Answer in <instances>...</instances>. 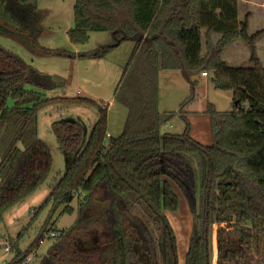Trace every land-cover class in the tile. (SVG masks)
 <instances>
[{
	"label": "trees",
	"instance_id": "obj_1",
	"mask_svg": "<svg viewBox=\"0 0 264 264\" xmlns=\"http://www.w3.org/2000/svg\"><path fill=\"white\" fill-rule=\"evenodd\" d=\"M37 13V0H0V35L24 33L37 48L31 29ZM238 16V0H76L70 41L85 45L90 32L112 36L101 53L85 56L102 58L124 41L135 42L115 98L128 116L116 138L108 136L105 109L89 137L73 119L55 124L67 170L40 210L51 214L42 233L58 235L39 263L29 257L42 233L26 251L11 242L7 264H178L166 216L180 207L174 186L193 216L185 264H207V250L212 264L214 241V264H264V67L255 47L264 29L250 34L248 17ZM213 34L220 35L216 43ZM237 40L250 48L252 67L223 60ZM160 70H182L192 86L198 82L191 76L207 73L217 90L232 92L234 110L210 107L212 145L192 138L188 123L183 134L162 132ZM56 86L0 45V223L50 175L51 152L38 138L37 117L48 100L29 87ZM59 209L76 213L71 227L50 225Z\"/></svg>",
	"mask_w": 264,
	"mask_h": 264
},
{
	"label": "rangeland",
	"instance_id": "obj_2",
	"mask_svg": "<svg viewBox=\"0 0 264 264\" xmlns=\"http://www.w3.org/2000/svg\"><path fill=\"white\" fill-rule=\"evenodd\" d=\"M258 1L264 0H254L252 7L241 4V20L249 13L250 34L264 29V8ZM75 4L76 0H37L39 13L31 26L37 39V48L31 46L24 33L0 35L2 47L22 58L40 73L51 76L57 85L54 89L34 88L48 100L38 111L37 117L38 138L51 152L50 175L37 190L7 210L0 223L2 241L8 245H11V242H18L22 251H26L42 233L51 214L50 209L40 208L49 196L55 180L67 170V158L60 149L55 124L73 119L85 127L86 135L89 137L100 118V110L105 109L108 117V136L116 138L121 135L128 116V110L117 103L115 98L135 42L124 41L102 58L85 56L92 55L100 51L101 47L111 44L112 36L109 32H90L87 44L74 45L70 41L69 31L75 24ZM212 37L213 43L220 39L216 35ZM202 43V55L205 56L208 53L205 34ZM255 47L259 62L264 67V35L259 38ZM42 49L49 52H42ZM250 56V48L242 40H237L236 46L230 47L226 56L222 58L230 66L250 68L252 67ZM207 76L202 80L203 86L199 84L192 86L182 70L159 71L157 110L166 120L162 125V132L183 134L188 123L192 138L201 144L209 142V133H212V130L208 129V121L211 120L210 107L219 113L230 112L234 110V100L232 92L217 90L211 81V75ZM174 188L180 196V189L177 186ZM77 204L75 201L73 206L76 208ZM182 207L188 209L189 205L186 203ZM61 210L59 209L49 221L50 225L56 223L55 229L58 230L71 227L76 219V213L60 215ZM174 221L171 216L169 222L177 239L178 264H184L185 257L182 251L186 247L189 249L187 236L186 232H181L178 226L174 225ZM215 231L216 227L213 236ZM53 242L52 239L47 240L38 248L35 255L29 257L30 261L33 262L36 258L35 261L39 263L51 250ZM216 253L214 241L212 264L217 260ZM13 257V251L6 253L4 247H0V264L9 263Z\"/></svg>",
	"mask_w": 264,
	"mask_h": 264
},
{
	"label": "crops",
	"instance_id": "obj_3",
	"mask_svg": "<svg viewBox=\"0 0 264 264\" xmlns=\"http://www.w3.org/2000/svg\"><path fill=\"white\" fill-rule=\"evenodd\" d=\"M259 2V1H258ZM259 3H261L262 5V8H264V1H261V2H259ZM241 4H244L245 6H250V7H252L253 5H254V0H238V9H239V16H238V20L239 21H242L241 20V16H240V13H241ZM249 14V13H248ZM246 15L244 18H246V17H248V21H249V15ZM244 20V19H243ZM74 27H75V24H74ZM74 29V28H73ZM73 29H71V30H73ZM70 30V31H71ZM69 31V32H70ZM213 35H216L217 37H219L220 38V35H217V34H213ZM212 35V36H213ZM213 38V37H212ZM236 44H237V41H235V42H233L231 45H229L227 48H226V50L224 51V53H223V57H225L226 56V54H227V50L230 48V47H235L236 46ZM72 58H74V56H71ZM225 59V58H224ZM231 59V58H230ZM226 61V60H225ZM227 62V61H226ZM199 76H200V78H201V80H203V78H206V77H208V76H206V77H204V76H202V74H199ZM200 86H203L204 85V82L203 81H201V82H199L198 83ZM29 89H32V90H34V88H32V87H29ZM208 129L209 130H212V126H211V120H209L208 121ZM209 142H207V143H205V144H203V145H205V146H209L210 145V143H212L213 142V137H212V133H209ZM198 141V140H197ZM211 141V142H210ZM213 144V143H212ZM176 190V189H175ZM177 191V190H176ZM177 194H178V196H179V192L177 191ZM183 193L181 192V195L179 196V199H180V207H179V210L177 211V212H175V213H173V212H166V216H167V218H168V220L170 221V217L172 216L173 217V219L175 220L174 221V225L175 226H178V229L181 231V232H186V236H187V240H186V242L188 243V245H189V241H190V236H191V232H192V228H193V216H192V214H191V211H190V208L188 207V209L186 208V207H182V206H185L186 205V203H187V205H188V202H187V200H186V198H185V196L183 195ZM182 200H183V203H182ZM172 223V222H171ZM172 225V224H171ZM0 240L2 241V239L0 238ZM4 243H6V242H4ZM7 244V243H6ZM2 245H0V247H1ZM4 247V246H3ZM4 251H5V248H4ZM12 252V251H11ZM11 252H9V253H11ZM182 253L184 254V257H185V261H186V255H187V253H188V250H187V247L186 248H184L183 249V251H182ZM184 264H185V262H184Z\"/></svg>",
	"mask_w": 264,
	"mask_h": 264
},
{
	"label": "built area",
	"instance_id": "obj_4",
	"mask_svg": "<svg viewBox=\"0 0 264 264\" xmlns=\"http://www.w3.org/2000/svg\"><path fill=\"white\" fill-rule=\"evenodd\" d=\"M202 76L206 77L207 73H203ZM46 233L41 235V237L39 239V242H38L39 246L44 245L47 240H50V239L54 240L57 237V235H58V233H56L55 231L46 232ZM0 245L4 246L6 253L11 252V245H8V244L4 243L1 240H0Z\"/></svg>",
	"mask_w": 264,
	"mask_h": 264
},
{
	"label": "water",
	"instance_id": "obj_5",
	"mask_svg": "<svg viewBox=\"0 0 264 264\" xmlns=\"http://www.w3.org/2000/svg\"><path fill=\"white\" fill-rule=\"evenodd\" d=\"M114 46V45H113ZM42 51V50H41ZM102 50L99 51V53H101ZM191 81L194 83V82H201V78L199 76V74H195L193 76H191ZM208 257H209V254H208V250H207V264H209V261H208Z\"/></svg>",
	"mask_w": 264,
	"mask_h": 264
}]
</instances>
